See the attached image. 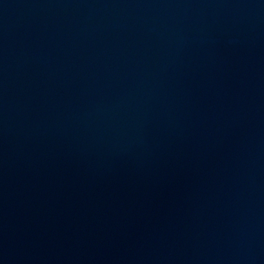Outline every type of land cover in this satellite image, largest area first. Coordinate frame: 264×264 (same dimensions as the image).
<instances>
[{
    "label": "water",
    "instance_id": "obj_1",
    "mask_svg": "<svg viewBox=\"0 0 264 264\" xmlns=\"http://www.w3.org/2000/svg\"><path fill=\"white\" fill-rule=\"evenodd\" d=\"M0 264H264V0H0Z\"/></svg>",
    "mask_w": 264,
    "mask_h": 264
}]
</instances>
